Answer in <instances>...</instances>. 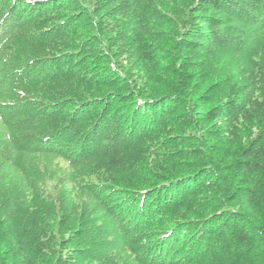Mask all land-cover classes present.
Here are the masks:
<instances>
[{
    "label": "trees",
    "instance_id": "obj_1",
    "mask_svg": "<svg viewBox=\"0 0 264 264\" xmlns=\"http://www.w3.org/2000/svg\"><path fill=\"white\" fill-rule=\"evenodd\" d=\"M0 264H264V0H0Z\"/></svg>",
    "mask_w": 264,
    "mask_h": 264
}]
</instances>
